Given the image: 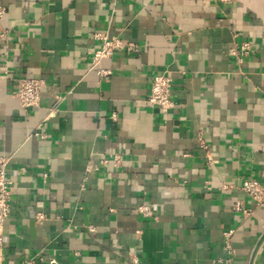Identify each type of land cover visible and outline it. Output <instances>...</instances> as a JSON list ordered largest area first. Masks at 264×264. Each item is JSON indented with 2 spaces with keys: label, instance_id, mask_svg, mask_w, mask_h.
<instances>
[{
  "label": "crops",
  "instance_id": "obj_1",
  "mask_svg": "<svg viewBox=\"0 0 264 264\" xmlns=\"http://www.w3.org/2000/svg\"><path fill=\"white\" fill-rule=\"evenodd\" d=\"M0 6L4 264H221L227 231L230 264H264V210L240 189L264 187V0ZM97 33L137 52L94 65ZM159 73L172 79L166 112L148 101ZM21 77L44 80L37 107L13 95Z\"/></svg>",
  "mask_w": 264,
  "mask_h": 264
},
{
  "label": "built area",
  "instance_id": "obj_2",
  "mask_svg": "<svg viewBox=\"0 0 264 264\" xmlns=\"http://www.w3.org/2000/svg\"><path fill=\"white\" fill-rule=\"evenodd\" d=\"M4 13V8L0 6V17ZM3 32L0 31V37H3ZM96 37L100 40L98 48L93 52L92 63L95 65L100 59L111 57L115 51L125 49L129 53L137 52V46L129 43L124 45L122 41L116 37L109 38L106 34L97 33ZM250 45L243 43L239 49H233L231 52L234 55L245 54L249 51ZM100 76L110 74L109 70H98ZM171 77L167 73H159L152 77L149 88L148 101L154 105L159 111L166 112L172 107V100L170 99V87ZM44 86V80L39 78L21 77L16 80V87L13 91V95L17 98L20 107L23 110H27L32 107H37L40 103L41 89ZM112 119L115 120L116 116L113 114ZM40 137H45V134L35 132ZM115 161H118V157L115 156ZM8 159L0 157V264L3 263V232L4 222L8 219L10 214V186L11 181L6 177V165ZM223 189H228L227 186H223ZM240 189L247 195L255 205L264 210V187L253 178H245ZM233 209L244 215H249L250 210L245 207L242 200L235 201ZM139 212L143 216H150L151 209L148 205H140L138 208ZM42 215H37L39 219ZM89 232L94 231V227L87 226ZM232 231L223 233L224 244L223 249L226 255L218 262L221 264H230L231 257L233 255V249L230 241ZM131 264H137L135 257L131 258ZM34 260L29 259L25 264H33Z\"/></svg>",
  "mask_w": 264,
  "mask_h": 264
}]
</instances>
